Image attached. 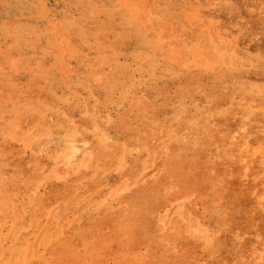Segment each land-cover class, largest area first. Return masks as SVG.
Wrapping results in <instances>:
<instances>
[{
    "label": "rangeland",
    "instance_id": "rangeland-1",
    "mask_svg": "<svg viewBox=\"0 0 264 264\" xmlns=\"http://www.w3.org/2000/svg\"><path fill=\"white\" fill-rule=\"evenodd\" d=\"M0 166V264H264V0H0Z\"/></svg>",
    "mask_w": 264,
    "mask_h": 264
},
{
    "label": "bare ground",
    "instance_id": "bare-ground-1",
    "mask_svg": "<svg viewBox=\"0 0 264 264\" xmlns=\"http://www.w3.org/2000/svg\"><path fill=\"white\" fill-rule=\"evenodd\" d=\"M39 47V46H38ZM223 51V50H222ZM69 66V65H68ZM8 128V127H7ZM235 128V127H234ZM235 130V129H234ZM98 131V130H97ZM29 147V146H28ZM135 151V150H134ZM8 154V153H7ZM47 154V153H46ZM40 159V158H39ZM1 167V166H0ZM77 175V174H76ZM180 202V201H179ZM105 203V202H104ZM40 206V205H38ZM35 219V218H34ZM152 219V218H151ZM173 220V219H172ZM44 228V227H43ZM232 228V227H231ZM33 253V252H32Z\"/></svg>",
    "mask_w": 264,
    "mask_h": 264
}]
</instances>
